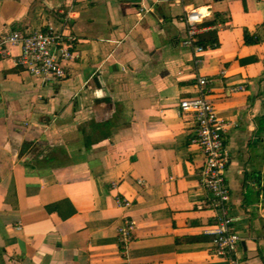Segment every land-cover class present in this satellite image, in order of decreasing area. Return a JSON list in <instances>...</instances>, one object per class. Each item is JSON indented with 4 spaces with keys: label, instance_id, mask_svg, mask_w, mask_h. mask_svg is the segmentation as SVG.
<instances>
[{
    "label": "crops",
    "instance_id": "crops-1",
    "mask_svg": "<svg viewBox=\"0 0 264 264\" xmlns=\"http://www.w3.org/2000/svg\"><path fill=\"white\" fill-rule=\"evenodd\" d=\"M185 3L216 25L199 54L183 44L181 4L0 0V34L51 27L76 39L66 78L48 81L16 65L19 47L0 44L10 53L0 55V264H220L216 212L197 209L204 155L179 108L199 95L200 77L219 118L240 124L227 142L237 258L264 264V132L260 99L248 102L264 91V0ZM98 99L116 114L108 139L94 126ZM123 217L136 222L126 255Z\"/></svg>",
    "mask_w": 264,
    "mask_h": 264
},
{
    "label": "built area",
    "instance_id": "built-area-1",
    "mask_svg": "<svg viewBox=\"0 0 264 264\" xmlns=\"http://www.w3.org/2000/svg\"><path fill=\"white\" fill-rule=\"evenodd\" d=\"M141 1L183 5L180 20L187 26V36L183 44L197 54L204 51L198 43L200 36L216 29V25L203 24L209 16L207 8H194L191 4H186L185 0ZM142 10L147 12L149 9L143 7ZM72 17L73 14H67V19ZM0 44L19 47L20 53L15 58L16 65L42 81L65 79L68 64L76 57V39L63 30L51 27L28 33L13 31L9 34H0ZM0 55L8 57L10 53ZM207 85V78H198L199 95L182 100L179 107L182 113L192 115L196 126L193 142L200 146L204 155V164L198 176L207 197L205 202L198 204L197 209L204 210L207 205L216 212V221L211 233L212 245L220 264H240L236 254L241 238L237 232L236 218L231 207V191L227 183V170L232 160L227 142L232 131L238 129L240 124L234 120L219 118L214 103L209 98ZM112 186L116 187L117 183L112 182ZM115 203L124 212L133 206L131 200L123 197H116ZM135 230L136 222L133 219L129 217L121 219L118 237L123 255L127 254Z\"/></svg>",
    "mask_w": 264,
    "mask_h": 264
},
{
    "label": "trees",
    "instance_id": "trees-1",
    "mask_svg": "<svg viewBox=\"0 0 264 264\" xmlns=\"http://www.w3.org/2000/svg\"><path fill=\"white\" fill-rule=\"evenodd\" d=\"M215 43V41H214ZM246 44H254V43H258L253 41H249L247 39L246 36V40H245ZM264 80V79H263ZM260 99V115L258 116V130H257V136L260 137L261 133L264 132V91L262 93L261 98L259 97V95L257 97H253L249 99V107H253L255 102ZM97 103H105V105L102 107V109H99L97 111L96 109V119L94 122V126H96V128H99V134H101V136L104 139H108L111 136L110 133V127L112 124V117L115 116L116 114L114 112L109 111L108 107H111V104L108 103L107 101H104L102 99H98L96 100ZM104 121V122H102ZM102 126V127H101ZM84 145L85 147H92L93 145V141H92V134L88 133L84 136Z\"/></svg>",
    "mask_w": 264,
    "mask_h": 264
},
{
    "label": "water",
    "instance_id": "water-1",
    "mask_svg": "<svg viewBox=\"0 0 264 264\" xmlns=\"http://www.w3.org/2000/svg\"><path fill=\"white\" fill-rule=\"evenodd\" d=\"M94 83H95V85H96L98 88L101 89L102 83H101V80H100L98 74L94 77Z\"/></svg>",
    "mask_w": 264,
    "mask_h": 264
}]
</instances>
